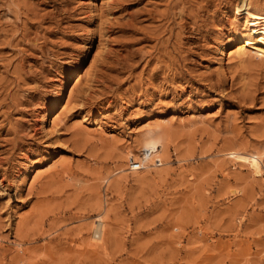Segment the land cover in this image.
I'll return each instance as SVG.
<instances>
[{"label":"rangeland","instance_id":"374dc122","mask_svg":"<svg viewBox=\"0 0 264 264\" xmlns=\"http://www.w3.org/2000/svg\"><path fill=\"white\" fill-rule=\"evenodd\" d=\"M257 22L264 0H0V264H264V178L227 157L264 154V57L233 55Z\"/></svg>","mask_w":264,"mask_h":264},{"label":"bare ground","instance_id":"6f19581e","mask_svg":"<svg viewBox=\"0 0 264 264\" xmlns=\"http://www.w3.org/2000/svg\"><path fill=\"white\" fill-rule=\"evenodd\" d=\"M255 30L259 32H264V25L263 27H260L259 23L257 22L255 26ZM251 50H254L258 56L264 57V47L254 46L249 43L238 44L237 46H235L233 55L237 59H239L241 62L243 63L245 62L246 64V62L250 61ZM218 52L221 57H225L228 55L227 49L223 46H220L218 48ZM81 62L82 61H80V64L75 67H70L71 70L69 74L72 76V86L69 87L67 90L62 89L58 91L56 93V99L54 100L53 104L51 105V108L49 109V112L46 118V124L43 129V134L45 136V139L47 140V147L55 146L53 142L55 138L54 136L56 133L55 128L57 125V116H56L57 114L55 113L65 106L66 99L70 98L73 94V86L79 82L81 75L83 74V71L85 72L84 68L81 66ZM163 148H164L163 143H161V141H154L151 143L148 142L145 145L146 153L142 154V157L137 162H139L142 165V168H144L143 165H145L148 161L150 162L152 166L155 165L157 163V160H156L157 157L161 155L162 152L164 151ZM227 157H229L232 162L238 163L241 167L247 168L254 179L258 181L263 180L264 178V154L228 152ZM26 173L28 176L29 175L37 176L38 170H36L33 165H29L26 167ZM31 185H34V184L31 183ZM105 222H106L105 215L100 216L95 221L94 239L96 241L101 240L103 238V234H105V231H106ZM100 244H102L101 241H100Z\"/></svg>","mask_w":264,"mask_h":264},{"label":"built area","instance_id":"2783aa9c","mask_svg":"<svg viewBox=\"0 0 264 264\" xmlns=\"http://www.w3.org/2000/svg\"><path fill=\"white\" fill-rule=\"evenodd\" d=\"M157 164H160V162L158 161ZM129 168H130V171H138V170H141L142 165L135 160H131L129 162Z\"/></svg>","mask_w":264,"mask_h":264}]
</instances>
